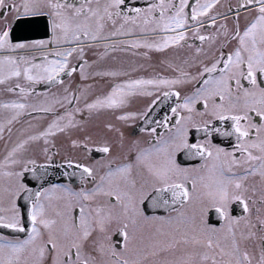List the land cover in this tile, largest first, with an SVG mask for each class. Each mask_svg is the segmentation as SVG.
Instances as JSON below:
<instances>
[{
  "label": "snow or ice",
  "instance_id": "snow-or-ice-1",
  "mask_svg": "<svg viewBox=\"0 0 264 264\" xmlns=\"http://www.w3.org/2000/svg\"><path fill=\"white\" fill-rule=\"evenodd\" d=\"M126 4L0 0V85L14 96L0 102V264H264V0H228L224 11L221 0ZM8 12L47 17L46 38L15 41ZM118 53L159 54L171 74L133 75L153 66ZM173 97L171 116L149 114ZM100 112L139 120L146 135L126 140L107 122L119 134L115 155L105 140L101 160L65 158L77 171L61 175L78 188L46 179L54 138ZM213 133L235 142L222 147ZM41 142L44 163L29 155ZM114 224L122 243L111 242Z\"/></svg>",
  "mask_w": 264,
  "mask_h": 264
},
{
  "label": "flooded vegetation",
  "instance_id": "flooded-vegetation-1",
  "mask_svg": "<svg viewBox=\"0 0 264 264\" xmlns=\"http://www.w3.org/2000/svg\"><path fill=\"white\" fill-rule=\"evenodd\" d=\"M228 0H221V4L224 5L223 8L217 9L218 11H224L227 7ZM231 3H235V0H230ZM143 6V5H138ZM128 7V6H126ZM136 7V6H133ZM8 16L12 15L11 12L7 13ZM13 16V15H12ZM2 19V17H0ZM230 23V21H229ZM140 51H144L141 49ZM151 59H145L143 57H134L131 54H117V59L124 61L125 65L128 64H144V65H152L153 67H146L145 70L141 72L134 73L133 75H151L153 74V71L160 72L162 75H170L171 73L166 71L164 66L159 64V60L161 59L159 54L156 53H150ZM108 65H111L113 62L111 59L105 62ZM65 81L67 83V77H65ZM37 85V91H43L44 89L38 87ZM0 89H4L3 87H0ZM101 88H97V91H100ZM50 91H57L56 88L50 89ZM155 97L147 98V97H141L137 98L133 101L130 108L127 110L129 111H139L142 110L148 103H150L151 99H154ZM32 99H35V97H32ZM175 103V98H171L170 100L164 101L163 98H161V101L159 102L158 106H154L152 110H150V115L154 117L155 119H161L165 113H167L169 116H171L170 107L171 105ZM98 122L97 123H91L86 124L83 129H80V131H77V129L71 130L69 133L65 134V138H61L60 136H56L54 138V147L51 148L53 155L52 162H65V158L73 160L75 163L76 161L84 162V163H94L98 160H101L103 158V154L96 151L97 148L103 146V142L105 140L110 141L113 144V154L115 155L118 151V140H119V134L115 131H109L107 128H105V124L107 122H112L117 128H119L127 139H134L137 137L144 138L146 134H141L139 132V128L143 126L142 122L139 120L135 121H128V122H117L113 119V114L111 112H100L97 114ZM50 119V117H49ZM174 122V121H173ZM258 122V121H257ZM96 124V125H94ZM215 126H221L218 122H214ZM224 128H230V122H227L225 125H223ZM87 136L89 139L84 140V137ZM76 139L79 141H83L87 145L86 148L82 147H73L71 144V140ZM196 134L193 130L190 135V140H195ZM213 142L220 144L222 147L229 148L231 145L235 142L234 138L231 137H221L217 133H213ZM90 150V151H89ZM184 157L180 156V160H183ZM45 162V161H44ZM258 179V178H257ZM67 184V183H62ZM74 187H79V181H77L75 184H72ZM114 226H112V229ZM116 229V228H115ZM113 229L111 231V242L114 244L122 243V238L120 237L119 233ZM119 242V243H118Z\"/></svg>",
  "mask_w": 264,
  "mask_h": 264
},
{
  "label": "water",
  "instance_id": "water-1",
  "mask_svg": "<svg viewBox=\"0 0 264 264\" xmlns=\"http://www.w3.org/2000/svg\"><path fill=\"white\" fill-rule=\"evenodd\" d=\"M46 34H47V23H46V19L42 16L19 18L16 20L11 31V35L15 40L44 37L46 36ZM70 168L71 167H68L67 164L62 165L60 167H57V165L56 166L51 165L47 169L48 175L46 179H48L50 182H54V181L73 182L77 179V177L75 176L64 177L61 175V173L64 171L68 172ZM25 180L30 184V186L32 187L36 186V182L32 180L30 173L26 174ZM20 203L21 204L23 203L22 197L20 198ZM145 207H147V205H145ZM147 214H163V212L161 210H156L155 212H153L152 210L149 209L147 211Z\"/></svg>",
  "mask_w": 264,
  "mask_h": 264
},
{
  "label": "rangeland",
  "instance_id": "rangeland-1",
  "mask_svg": "<svg viewBox=\"0 0 264 264\" xmlns=\"http://www.w3.org/2000/svg\"><path fill=\"white\" fill-rule=\"evenodd\" d=\"M8 20H9V23L11 24V22L14 20L13 16L12 15L8 16ZM0 87L4 88V86H2V85H0ZM12 98H14L13 94L7 93L6 91H4V89H2V91L0 92V102L7 101V100H10ZM31 100L35 101V99H31ZM6 115H7V113L5 111L0 110V119H3ZM25 119H28V118H25ZM97 122H98L97 114H94L92 116V118L88 121L87 124L97 123ZM94 125H96V124H94ZM24 126H25V121L24 120L20 121L19 123L14 124V126H13L14 134H15L17 129H19L21 127H24ZM77 131H80V129H77ZM73 132H74V130H73ZM58 136H60L61 138H65V134H59ZM12 138L15 139V136H13ZM53 144H55L54 140H53ZM42 146L43 145H42V142H41L40 145H32V146H30V149H29V155L35 156L37 158V162L45 161L43 154L40 152V148ZM4 150H5L4 142L0 141V156L3 155ZM112 226H114L113 229H115L117 227V225H115V224L112 225Z\"/></svg>",
  "mask_w": 264,
  "mask_h": 264
}]
</instances>
